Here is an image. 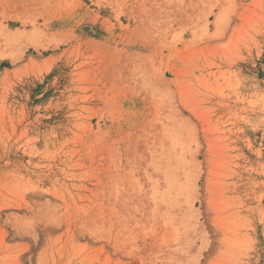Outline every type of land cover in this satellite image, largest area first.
<instances>
[{"label":"rangeland","instance_id":"374dc122","mask_svg":"<svg viewBox=\"0 0 264 264\" xmlns=\"http://www.w3.org/2000/svg\"><path fill=\"white\" fill-rule=\"evenodd\" d=\"M0 264H264V0H0Z\"/></svg>","mask_w":264,"mask_h":264},{"label":"bare ground","instance_id":"6f19581e","mask_svg":"<svg viewBox=\"0 0 264 264\" xmlns=\"http://www.w3.org/2000/svg\"><path fill=\"white\" fill-rule=\"evenodd\" d=\"M169 138H170V140H171V137L170 136H168ZM168 139V138H167ZM169 140V139H168ZM170 140H169V142H170ZM173 140V139H172ZM171 140V141H172ZM176 140V139H175ZM176 142H177V140H176ZM176 142H171V148L172 149H174V147L176 146V144L178 143H176ZM172 149H170V150H172ZM178 150V149H177ZM163 151V150H162ZM176 153V152H175ZM178 153V152H177ZM164 155L166 154V153H163ZM162 155V154H161ZM176 155H174L173 156V153H169V154H166V156H162V157H166L165 159H166V161L165 162H168V167L169 166H171V162L168 160L169 158H172V161H175V163H174V165L175 166H178V160H180L179 158V156L177 157V160H175V157ZM168 157V158H167ZM164 158H161V159H164ZM171 160V159H170ZM164 176H165V179L169 182L168 184H172V186L173 187H175L174 186V184H176L175 182L178 180V179H176V177H178L177 176V173H175L174 171H172V169L171 168H165V172H164ZM171 181V182H170ZM176 186H177V184H176Z\"/></svg>","mask_w":264,"mask_h":264}]
</instances>
